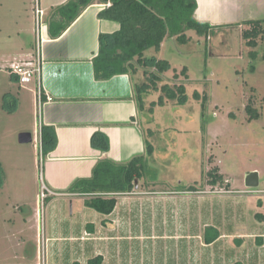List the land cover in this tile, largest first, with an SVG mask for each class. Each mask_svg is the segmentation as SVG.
Instances as JSON below:
<instances>
[{
    "label": "crops",
    "instance_id": "obj_1",
    "mask_svg": "<svg viewBox=\"0 0 264 264\" xmlns=\"http://www.w3.org/2000/svg\"><path fill=\"white\" fill-rule=\"evenodd\" d=\"M69 1L34 0L35 10L41 8L45 12L47 30L41 42L36 28L35 47L26 48L20 56L21 63L34 64L38 59L42 65L40 76L34 79L40 109V141L42 143L43 128L48 133H54L57 140L55 149L44 155V186L53 193L51 198L57 197L51 199L49 205L56 207L58 198L63 201L69 199L71 216L76 215L64 233H57L56 217L54 221L51 220L52 234L48 241L61 243L56 247V253L66 252L67 262L71 264H90L98 257L102 259V264H264V232H241L238 235L236 232H222L220 225L212 226L204 218H201L194 233L172 228L169 233H149L134 228V222L141 224L142 216L145 220V214L151 216L157 209L172 220L176 213L174 209L169 212L167 207L194 201V195L210 193H205V188L194 186H191L193 189H160L158 182L150 181L146 171L151 161L160 155L155 137L154 115L157 106L150 110L160 98H163V107L170 102L161 87L184 85L188 91L184 82L181 83L180 76L176 75L175 82L170 83L162 74L157 89L143 94V108L140 109L138 87L144 83L150 84L157 75L151 61L166 60L170 63L161 55H164L169 44L167 41H177V37L166 38L159 52L154 49L146 52L147 67L138 64L136 71L118 74L110 79H98L94 60L100 52V36L116 34L121 25L100 18V12L110 5L98 2L87 8L59 38L54 39L49 33V23L56 16V10ZM196 3L194 18L200 23L209 24L213 32L236 28L243 38V31L250 28L248 22L264 21V0H196ZM243 43L246 44L244 38ZM251 50L256 51L257 56L250 57L252 64L248 76L252 82L254 80L251 90L258 94L264 85V39ZM185 73V80L190 82L187 68ZM13 77L20 82L16 75ZM39 88L42 96H39ZM248 101L254 103L252 97ZM255 103H259L257 98ZM96 133H102L108 139V151L93 147L92 138ZM149 144L154 150L151 155L148 154ZM135 158L144 159L143 177L136 180L138 187L135 186L132 193L106 194V198L115 196L117 199L111 214L105 215L87 207L85 202L91 198L90 195L69 191L75 183L92 178L99 162L124 165ZM219 173L223 175L221 170ZM218 184H210L209 187L218 188ZM231 191L230 187L226 192ZM202 199L203 203L205 199ZM17 216L21 225L25 226L28 219ZM136 227L139 228L138 224ZM216 233L218 239L208 243L206 234L211 239ZM153 241L178 242L179 246L176 244L172 250L169 249L172 256H168L164 252L170 245L161 246V250H158ZM16 244H20L16 246L18 252L25 255V261L21 264H34V257H30L36 247L26 237H21ZM50 257L53 261L51 264H56L58 256L53 253Z\"/></svg>",
    "mask_w": 264,
    "mask_h": 264
},
{
    "label": "rangeland",
    "instance_id": "obj_2",
    "mask_svg": "<svg viewBox=\"0 0 264 264\" xmlns=\"http://www.w3.org/2000/svg\"><path fill=\"white\" fill-rule=\"evenodd\" d=\"M36 19L34 0H0V264L24 263L25 255L16 249L21 237L36 247L30 257L34 264H51L53 253L58 256L56 264H71L66 252L55 251L61 243L48 241L51 220L56 217L57 233H64L76 215L71 216L69 199L58 198L53 207L50 200L57 197L42 198L45 156L36 83L22 84L13 77V64H27L21 63L20 56L36 45ZM185 33L191 39L188 43L169 39L161 56L170 61L163 78L174 83L176 75L180 76L188 93L184 101L170 99L164 107L159 102L155 105L156 146L161 156L146 171L160 189L194 186L210 193L167 207L176 213L174 222L157 209L151 216L145 214V220L142 216L141 224L134 222V228L149 233H169L170 228L194 233L204 218L212 226L220 225L222 232L263 233L264 223L255 215L264 213V85L258 94L251 90L252 50L242 44L236 28L215 31L210 38L194 30ZM186 68L190 82L184 78ZM23 132L32 133V143L19 142ZM215 168L221 170L223 180L218 188H211L209 172ZM252 172L260 175L256 189L246 187V177ZM230 187L232 191L226 192ZM17 215L28 219L25 226ZM153 242L158 250L170 245L164 252L168 256H172L169 249L178 244Z\"/></svg>",
    "mask_w": 264,
    "mask_h": 264
},
{
    "label": "trees",
    "instance_id": "obj_3",
    "mask_svg": "<svg viewBox=\"0 0 264 264\" xmlns=\"http://www.w3.org/2000/svg\"><path fill=\"white\" fill-rule=\"evenodd\" d=\"M98 2L110 5L100 12L99 17L121 25L120 31L116 34L100 36V52L94 60L95 74L98 79H110L118 74L136 71L135 66L138 64L147 67L146 52L151 49L159 52L168 37H177L178 42L186 44L191 40L185 33L188 30H194L200 37H209L213 33V28L209 24L200 23L194 18L197 8L196 0H70L56 10V16L49 23L50 36L54 39L59 38L87 8ZM247 24L250 28L243 31V38L248 47L255 49L264 39V21ZM256 56L257 52L252 50L250 57ZM151 62L156 68L157 75L152 78L150 84L144 83L138 87L139 98L137 99L140 109L143 108V94L150 89H157L160 75L170 68V63L166 60ZM174 87L164 85L161 90L169 99L184 101L185 86ZM195 96H199L198 92ZM159 104H163V98H160ZM155 105L154 103L150 111H153ZM249 110L252 113V109L249 108ZM56 145L55 134L48 133L46 128H43L44 155L55 149ZM92 145L102 151L109 149V141L102 133H96L93 136ZM153 151V146L149 144L148 154L151 155ZM143 161V158H135L124 165L101 161L94 168L92 178L75 183L69 191L90 195L91 198L85 202L87 207L105 215L111 214L116 207L117 199L115 196L106 198V194L132 193L136 180L143 177ZM209 177L211 185H216L223 180L217 168L209 172ZM190 189L193 188L190 187ZM256 219L264 223V213H257ZM218 237L216 233L214 238L209 239L206 234V241L213 243ZM90 264H102V259L95 258Z\"/></svg>",
    "mask_w": 264,
    "mask_h": 264
},
{
    "label": "built area",
    "instance_id": "obj_4",
    "mask_svg": "<svg viewBox=\"0 0 264 264\" xmlns=\"http://www.w3.org/2000/svg\"><path fill=\"white\" fill-rule=\"evenodd\" d=\"M37 19H36V28H37V36L39 40L42 42L44 40V34L47 30V24L45 22V12L41 8H36L35 10ZM12 70L14 75H16L20 83L29 84L35 78L40 76L42 65L40 61L37 59L36 63H27V64H13ZM39 96H42V90L39 88ZM53 193L44 186L42 191V198L45 200L49 195Z\"/></svg>",
    "mask_w": 264,
    "mask_h": 264
},
{
    "label": "water",
    "instance_id": "obj_5",
    "mask_svg": "<svg viewBox=\"0 0 264 264\" xmlns=\"http://www.w3.org/2000/svg\"><path fill=\"white\" fill-rule=\"evenodd\" d=\"M21 144H30L33 142V135L30 132H23L19 135ZM137 183V182H136ZM260 186V176L257 172L249 173L246 177V187L256 189ZM138 187V184L136 185Z\"/></svg>",
    "mask_w": 264,
    "mask_h": 264
}]
</instances>
